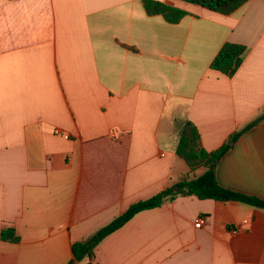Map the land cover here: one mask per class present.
I'll list each match as a JSON object with an SVG mask.
<instances>
[{"label": "crops", "instance_id": "0c3cea01", "mask_svg": "<svg viewBox=\"0 0 264 264\" xmlns=\"http://www.w3.org/2000/svg\"><path fill=\"white\" fill-rule=\"evenodd\" d=\"M0 0V264H67L83 240L189 172L185 121L208 152L264 109V0L224 15L157 0ZM247 48L232 77L210 68ZM217 183L264 201V121L221 157ZM203 219L199 228L197 218ZM76 264H264V209L179 196L136 214Z\"/></svg>", "mask_w": 264, "mask_h": 264}, {"label": "trees", "instance_id": "16d2710c", "mask_svg": "<svg viewBox=\"0 0 264 264\" xmlns=\"http://www.w3.org/2000/svg\"><path fill=\"white\" fill-rule=\"evenodd\" d=\"M196 5L209 11L228 15L237 10L248 0H180ZM148 15H160L169 23H177L185 12L164 4L157 0H142ZM247 48L240 44L224 43L213 58L210 68L227 77H232L243 61ZM264 121L262 113L241 131L232 134L217 150L208 152L201 143L196 126L185 121L179 131L176 155L187 165L189 172L198 167H204L205 172L194 179L187 176L177 183L159 191L148 199L131 204L125 212L111 222L97 230L91 236L71 244L72 259L67 264H76L82 260L91 262L95 256V248L108 235L121 228L139 212L160 207L164 202L172 201L179 196H192L199 200L237 201L253 207L264 209V201L242 195L221 187L215 177V168L221 157L228 151L231 144L251 127ZM0 239L11 243H18L19 237L13 228H4L0 232Z\"/></svg>", "mask_w": 264, "mask_h": 264}, {"label": "built area", "instance_id": "2783aa9c", "mask_svg": "<svg viewBox=\"0 0 264 264\" xmlns=\"http://www.w3.org/2000/svg\"><path fill=\"white\" fill-rule=\"evenodd\" d=\"M203 219L201 217L197 218L195 221V227L199 228L202 225Z\"/></svg>", "mask_w": 264, "mask_h": 264}]
</instances>
